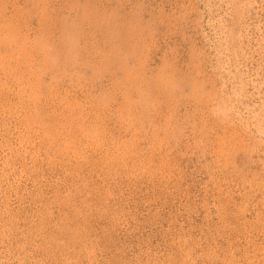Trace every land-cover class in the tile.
I'll list each match as a JSON object with an SVG mask.
<instances>
[{"label":"rangeland","instance_id":"374dc122","mask_svg":"<svg viewBox=\"0 0 264 264\" xmlns=\"http://www.w3.org/2000/svg\"><path fill=\"white\" fill-rule=\"evenodd\" d=\"M0 264H264V0H0Z\"/></svg>","mask_w":264,"mask_h":264}]
</instances>
